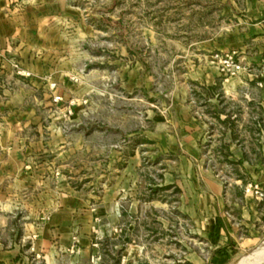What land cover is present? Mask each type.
<instances>
[{
	"label": "crops",
	"instance_id": "0c3cea01",
	"mask_svg": "<svg viewBox=\"0 0 264 264\" xmlns=\"http://www.w3.org/2000/svg\"><path fill=\"white\" fill-rule=\"evenodd\" d=\"M244 1L233 41H221L217 52L236 51L258 71L264 54V0ZM13 60L28 77L13 72ZM80 67L75 7L64 0H0V264H31L30 256L37 253L43 255L42 264H91V235L119 222L118 201L134 194L138 181V146L150 142L172 157V164L185 167L180 180L168 172L174 180L166 183L197 199L193 221L211 236L223 262L264 239V195L243 191L246 183L256 182L264 192V73L227 76L209 55L189 69L188 84L158 100L160 113L152 112L145 95L138 98L143 112L137 116L128 107L135 100H122L127 109L120 112L117 106L112 116L115 143L108 145L103 124L109 119L97 115L94 122L88 115L91 101L83 104V90L92 73L82 74ZM71 74L79 77L77 83ZM214 86L220 92H213ZM121 87L126 89V83ZM199 97L235 108L219 110L220 124L213 130L201 120L204 114L195 111ZM80 124L85 156L108 150L117 167L115 188L106 189L102 198L79 194L62 173L74 151L73 125ZM215 130L213 141L209 138ZM139 136L144 143L136 140ZM207 146L234 166L228 185L204 168ZM96 165L102 166L90 163V168ZM108 192L118 198L115 203ZM105 217L108 222L100 224Z\"/></svg>",
	"mask_w": 264,
	"mask_h": 264
},
{
	"label": "rangeland",
	"instance_id": "374dc122",
	"mask_svg": "<svg viewBox=\"0 0 264 264\" xmlns=\"http://www.w3.org/2000/svg\"><path fill=\"white\" fill-rule=\"evenodd\" d=\"M64 2L77 11L80 73H92L82 97L91 101L88 115L94 122L97 115L98 118L108 117L109 122L103 124L108 145L115 143L112 134L116 125L112 123V116L117 106L120 112L127 109L122 100H135L128 107L137 116L138 111L143 112L138 98L145 95L152 112L160 113L163 109L158 100L170 98L182 84H188L192 75L190 68L204 63L209 55L220 49L221 41H233L234 37L230 36L242 18L240 13L245 5L244 0ZM124 83L130 94L121 87ZM214 87L213 92H220ZM194 104L195 111L204 114L200 115L201 120L213 130L214 125L220 124L215 114L225 108H235L231 103L217 105L201 97L196 98ZM73 126L74 151L68 158L69 167L59 161V165H65L62 173L73 182L79 194L102 198L106 189L115 188L113 183L118 171L111 160L112 154L107 150L103 155L85 156L82 149L84 126ZM78 134H82V139H78ZM210 134L209 139L214 141L218 131ZM136 140L145 142L143 136ZM158 149L151 142L138 146L140 160L135 170L138 181L134 194L119 199V222L111 224L110 231L98 232L96 237L91 235V256L88 258L91 264H241L242 258L264 246L263 239L240 254H229L224 262L222 255H215L220 249L214 247L211 236L193 221L192 208L197 199L186 197L175 183H166L180 180L185 167L175 166L169 161L173 158L164 156ZM203 152L207 157L204 168L218 174L225 186L228 185L232 181L230 174L235 173L234 166L224 163L215 147L207 146ZM98 162L102 166L90 168V163ZM168 172L174 179L167 175ZM108 193L106 197L115 203L118 198H113V192ZM105 222H108L106 217L100 224ZM42 256L33 254L30 263L42 264ZM250 264H264V261Z\"/></svg>",
	"mask_w": 264,
	"mask_h": 264
},
{
	"label": "built area",
	"instance_id": "2783aa9c",
	"mask_svg": "<svg viewBox=\"0 0 264 264\" xmlns=\"http://www.w3.org/2000/svg\"><path fill=\"white\" fill-rule=\"evenodd\" d=\"M212 60L217 64L219 69L222 73L232 77H238L242 73H255L256 75L264 73V54L262 56V62L260 64V69L258 71H253V68L244 64L243 59L239 57L236 51H225V52H214L212 55ZM11 66L13 72L17 75L28 77L29 75L26 74L20 67L19 63L16 60L11 62ZM70 80L77 83L79 81V77L75 74L69 75ZM257 85L261 86V82L258 81ZM50 87H55V83H51ZM55 101L61 100L60 96H54L53 98ZM87 100L85 99L83 104L86 103ZM243 191L250 195H253L257 198H262L264 192L260 190L258 183L256 182H249L244 185Z\"/></svg>",
	"mask_w": 264,
	"mask_h": 264
},
{
	"label": "bare ground",
	"instance_id": "6f19581e",
	"mask_svg": "<svg viewBox=\"0 0 264 264\" xmlns=\"http://www.w3.org/2000/svg\"><path fill=\"white\" fill-rule=\"evenodd\" d=\"M240 261H241V264H250L254 262L264 261V246L260 249L258 248L256 250H253L252 253L246 255Z\"/></svg>",
	"mask_w": 264,
	"mask_h": 264
}]
</instances>
